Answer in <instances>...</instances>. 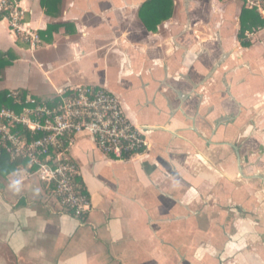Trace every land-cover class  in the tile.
Returning a JSON list of instances; mask_svg holds the SVG:
<instances>
[{"label":"crops","instance_id":"1","mask_svg":"<svg viewBox=\"0 0 264 264\" xmlns=\"http://www.w3.org/2000/svg\"><path fill=\"white\" fill-rule=\"evenodd\" d=\"M146 1L21 0L34 49L0 21L17 58L0 92L105 89L148 146L118 162L80 135L53 154L78 168L82 219L28 166L3 168L0 264H264V28L243 45L242 0H171L153 31Z\"/></svg>","mask_w":264,"mask_h":264},{"label":"built area","instance_id":"2","mask_svg":"<svg viewBox=\"0 0 264 264\" xmlns=\"http://www.w3.org/2000/svg\"><path fill=\"white\" fill-rule=\"evenodd\" d=\"M21 0H0V21H6L10 31L34 49L39 36L23 24ZM245 6L264 16L263 0H245ZM253 33L246 32L251 39ZM10 96L21 109H0V150L11 161H27L37 179L52 186L59 207L76 219H82L89 202L77 183L78 168L63 161L60 155L71 148L80 135L89 136L96 148L107 158L130 162L147 150L144 135L126 119L119 100L110 92L92 86H79L57 92L49 101L25 96L22 102L17 92ZM38 136L25 140V134Z\"/></svg>","mask_w":264,"mask_h":264},{"label":"trees","instance_id":"3","mask_svg":"<svg viewBox=\"0 0 264 264\" xmlns=\"http://www.w3.org/2000/svg\"><path fill=\"white\" fill-rule=\"evenodd\" d=\"M243 1V20L240 28L239 39L243 42V45H247V42L244 41V32L251 31L252 29H263L264 28V16L260 17L255 11L249 10L245 6V0ZM264 1V0H263ZM172 11V1L171 0H147L140 9L139 17L147 27L149 26V22L153 23L152 27H148L151 30H155L156 26L162 21L168 19L171 16ZM157 13H160V18H158L155 22H153ZM246 18L248 20H246ZM17 60L16 56L12 51L0 52V71L4 70L6 67L12 66V64ZM18 93V97L21 98L22 102L25 98V93L21 91H16ZM15 100L8 94L7 92H0V109L6 108L14 110L15 112L20 111V107L16 105ZM38 136H31L29 134H25L26 141H32L37 139ZM24 164L26 167L28 165L27 161H11L9 156L2 150H0V173L3 168H6L4 171L6 174L13 171L19 164ZM31 170H35L32 168ZM4 173V174H5Z\"/></svg>","mask_w":264,"mask_h":264}]
</instances>
